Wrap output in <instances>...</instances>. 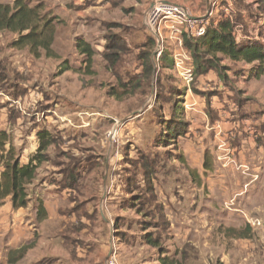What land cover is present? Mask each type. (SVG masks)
<instances>
[{"label": "rangeland", "instance_id": "obj_1", "mask_svg": "<svg viewBox=\"0 0 264 264\" xmlns=\"http://www.w3.org/2000/svg\"><path fill=\"white\" fill-rule=\"evenodd\" d=\"M167 1L192 16L204 15L209 2ZM254 1L240 3L247 8V21L241 17L238 23L245 27L260 26L264 18V0ZM29 2L42 5L54 19L55 55L36 59L28 49L13 47L17 35L0 31V135L6 134L0 176L10 158L26 164L36 153L40 130L50 132L56 143L27 187L28 206L14 209L10 198L0 202V264H10L11 254L25 246L30 249L23 264H105V247L112 248L119 264H264V151L256 150L257 144L264 146V78H250L251 65L223 59L222 75L215 69L197 72L189 87L175 63L163 68L157 40L150 46L154 33L144 20L151 0ZM80 40L94 51L91 73L77 48ZM162 45L174 61L176 47L167 39ZM64 62L71 70L60 73ZM225 75L232 91L239 81L246 88L242 111L262 123L261 134L253 137L256 145L232 149L245 167H225L221 161L214 179L208 173L203 179L197 154L208 148L209 169L214 148L208 138L191 135L186 104L205 95L214 121L210 98L224 97L215 82ZM181 121L188 125L179 135L181 129L172 128ZM71 172L77 177L73 186ZM145 172L154 199L145 195ZM254 172L261 180L244 188ZM129 182L135 189L127 191ZM145 198L151 203L138 206ZM41 204L45 220L38 216ZM256 220L261 225L253 224ZM146 236L157 238L159 248L147 244Z\"/></svg>", "mask_w": 264, "mask_h": 264}, {"label": "trees", "instance_id": "obj_2", "mask_svg": "<svg viewBox=\"0 0 264 264\" xmlns=\"http://www.w3.org/2000/svg\"><path fill=\"white\" fill-rule=\"evenodd\" d=\"M235 21L230 19H222L212 21L207 27L205 34L202 37H192L184 35V46L190 52L194 74L206 73L210 69H215L219 75H222L219 69V64L223 59H228L232 62H243L252 67L249 70V77L259 80L264 77V43L259 40L248 41L245 43L238 42L235 36ZM0 31H7L17 35V39L12 43L13 47L19 50L28 49L30 54L36 59H40L43 55L48 58L54 57L55 53L53 45L55 43L56 29L54 19L44 12L42 5L31 6L29 0H14L11 4L0 3ZM151 45H155L156 39L151 35ZM78 50L87 57V69L91 73L93 64L94 51L87 42L80 40L77 44ZM106 60H110L109 56H105ZM159 62L163 63V68L171 69L173 60H168L167 52H162ZM60 73L70 71L71 68L68 62L62 64ZM152 70V65L149 64L145 73L149 74ZM222 70H224L222 68ZM111 96H116L114 92L108 93ZM174 117V116H173ZM187 123L179 122V126L172 128L174 132L180 130L185 133ZM176 129V130H175ZM183 131V132H182ZM170 134V133H169ZM171 135V134H170ZM39 146L36 153L30 157L26 164H20L19 160L10 158L6 164L4 171L0 176V202L6 198H10L14 209L26 208L29 204L28 186L35 180L39 167L48 159V149L56 142L54 137L47 130H40L37 133ZM6 134L0 135V147L5 144ZM146 183V196L155 198V188L153 186L150 175L146 172L143 174ZM72 182L69 186L77 183V177L74 172L69 175ZM127 191L135 189L132 182L127 184ZM72 188V187H71ZM137 202L138 206H144L151 202L145 199H140ZM137 208L133 206L132 209ZM141 211V210H139ZM38 216L41 220L48 217L47 210L43 204L40 205ZM115 225V223H114ZM147 244L159 248L160 241L157 238L146 236ZM30 246H25L14 251L9 258L10 264H15L21 261L27 254Z\"/></svg>", "mask_w": 264, "mask_h": 264}, {"label": "crops", "instance_id": "obj_3", "mask_svg": "<svg viewBox=\"0 0 264 264\" xmlns=\"http://www.w3.org/2000/svg\"><path fill=\"white\" fill-rule=\"evenodd\" d=\"M252 2L255 1L227 0V2L223 3V6L216 11V20L219 21L222 19H230L231 21H235L236 24L235 36L238 42L245 43L248 41L259 40L264 43V18L261 20L260 26H254V24H251L249 27L248 26L245 27L242 23L241 24L238 23L241 21V17H243L245 21H247V19L245 18L246 17L245 13L247 11V8L245 7L241 8L240 3L241 4L246 3L248 5ZM201 16L203 15H199V16L196 15L195 17L199 18ZM225 60L230 64L232 63V65L243 63V62H238V63L232 62L228 59ZM227 75L229 74L227 73ZM227 75H225V79H223V81L220 79V80H216L215 82V84H219L220 90L225 92L224 97L221 99L219 96L213 95L210 98L211 109H213L216 112V118L214 119V121L213 120L211 121L208 117L209 115L206 111L207 98L205 95H202L203 97L199 95L192 96L190 102L186 104L188 106L185 105L188 109L187 111L188 114H190V117H188L189 118L188 127L190 132L192 133L190 134L192 136H197L199 138L198 140L201 141L208 138L209 140H211V143L214 148L213 152H210V154L213 156H212V167H210L209 169L206 168L205 166L206 159L207 157H209V153L207 152L208 148H206L203 152H201V155L200 153L197 154V157L201 159V163H202L201 165L202 169L198 171V175H200L201 178L203 179H206L204 177V174L206 173L211 174L212 175L211 179H214L216 175V170L218 171L219 164H221V166L223 165V162H221L218 159V156L220 154V151L218 150V146L221 143H226L227 146L231 147L234 151L235 150L238 151L240 145H241L240 148L246 150L247 148H245V146L248 143L253 144L252 143L253 137L257 138L261 134L260 125L262 126V123H260V121L255 120L253 118L245 117L242 111L245 110L246 107L243 106L242 103H240V99L246 97L245 96L246 88H240L241 82L239 81L237 85L239 86L240 90L238 89L236 92L232 91L231 88L228 86V84L230 83L228 84L226 83ZM203 84L204 83L201 81L198 87L199 91L202 92L205 91V86ZM255 84L256 81L253 82V85ZM244 85L246 84L244 83ZM189 92L192 93L191 89H189L188 93ZM239 94H241L242 96L239 97L238 96ZM252 127L255 128L256 130L255 132L253 131V133L249 132L252 129ZM253 145H256V143L254 142ZM262 146L263 145L257 144L256 147L257 152L264 151V146L263 147ZM185 155L191 158V154L185 152ZM244 156L246 157V159H248V155H244ZM234 157L236 158V155H234ZM254 163L252 165L255 166L256 164ZM240 165L245 166L244 163H241ZM256 167H257L256 171H258L260 169V165ZM261 167H263L262 164ZM231 172L235 174L234 169ZM108 175L109 172L106 171L105 179L108 178ZM248 178L250 179V181L244 184V188L246 189H248L250 185L253 184L254 182H259L262 177L260 178V174L255 173V174H251V176ZM212 184L213 182L211 181L210 185ZM104 221L105 224L107 225L109 224L108 220L105 219ZM104 250H105V254L103 257V261L105 263V260L110 252V249L105 247ZM24 258L18 264H23L26 261V259L24 260Z\"/></svg>", "mask_w": 264, "mask_h": 264}, {"label": "built area", "instance_id": "obj_4", "mask_svg": "<svg viewBox=\"0 0 264 264\" xmlns=\"http://www.w3.org/2000/svg\"><path fill=\"white\" fill-rule=\"evenodd\" d=\"M227 0H209L208 9L201 17L192 16L188 9L167 0H151L149 9L145 16V25L151 31L155 39L159 40L158 57L162 55V41L170 40L176 47L174 54V63L176 68L181 72L186 84L189 86L194 81V68L190 67L193 64V59L190 52L184 46V35H189L195 38L202 37L210 23L216 20V11L219 10L223 3ZM217 21V20H216ZM153 32V33H152ZM190 87V86H189ZM113 141V134H110ZM220 154L218 159L224 161V165L241 168L236 158L234 157L231 147L226 143H221L218 146ZM253 224L261 225L259 221H254ZM112 249V248H111ZM110 249V252L105 260V264H119L115 252Z\"/></svg>", "mask_w": 264, "mask_h": 264}, {"label": "water", "instance_id": "obj_5", "mask_svg": "<svg viewBox=\"0 0 264 264\" xmlns=\"http://www.w3.org/2000/svg\"><path fill=\"white\" fill-rule=\"evenodd\" d=\"M208 1H209V0H208ZM208 1H207V2H208ZM157 43H158V46H157V49H158V47H159V43H160V42H159V40H158V42H157Z\"/></svg>", "mask_w": 264, "mask_h": 264}]
</instances>
